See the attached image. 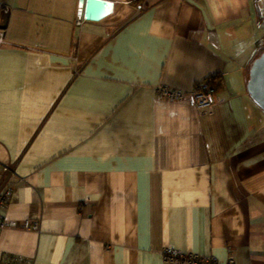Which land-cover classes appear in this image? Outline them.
<instances>
[{
    "label": "crops",
    "instance_id": "0c3cea01",
    "mask_svg": "<svg viewBox=\"0 0 264 264\" xmlns=\"http://www.w3.org/2000/svg\"><path fill=\"white\" fill-rule=\"evenodd\" d=\"M106 1L78 24L79 0H0L2 212L38 223L1 231L0 264H171L167 246L264 264V112L246 90L264 0ZM214 73L206 111L156 93Z\"/></svg>",
    "mask_w": 264,
    "mask_h": 264
},
{
    "label": "built area",
    "instance_id": "2783aa9c",
    "mask_svg": "<svg viewBox=\"0 0 264 264\" xmlns=\"http://www.w3.org/2000/svg\"><path fill=\"white\" fill-rule=\"evenodd\" d=\"M7 7L0 2V20H4L6 18ZM82 21V15L78 8V16L77 23L80 24ZM5 36L3 33V29L0 28V46L5 44ZM203 82L201 84H196V90H193L189 93H183L182 91L174 88H168L162 86V88H158L157 91L170 100L182 99L186 95L189 99V104L198 109H203L205 107L211 106L213 104L212 97L207 94L205 91H208V86ZM205 89V91L203 90ZM211 93V92H210ZM3 170V174L0 176V233L3 229H11V228H22V229H36L38 227V223L36 221H31L29 219L25 220H15L9 219L5 217L2 212L3 205L6 202L7 198L11 195V186L6 183L5 176L11 173L10 168L4 164L1 166ZM163 255L165 256V260L174 264H217V259L214 256H200L199 254L187 252L182 253L180 250L175 249L172 246H167L164 249ZM234 258L232 255L227 257V260L223 264H234Z\"/></svg>",
    "mask_w": 264,
    "mask_h": 264
},
{
    "label": "water",
    "instance_id": "95a60500",
    "mask_svg": "<svg viewBox=\"0 0 264 264\" xmlns=\"http://www.w3.org/2000/svg\"><path fill=\"white\" fill-rule=\"evenodd\" d=\"M79 2L80 4L84 2L82 16L89 21H99L108 14H102L101 9H97L101 3H110L112 6V3L106 0H79ZM246 90L254 104L264 112V52L257 55L249 65Z\"/></svg>",
    "mask_w": 264,
    "mask_h": 264
},
{
    "label": "rangeland",
    "instance_id": "374dc122",
    "mask_svg": "<svg viewBox=\"0 0 264 264\" xmlns=\"http://www.w3.org/2000/svg\"><path fill=\"white\" fill-rule=\"evenodd\" d=\"M2 3V2H1ZM5 40H6V38H5ZM6 43H7V41H5ZM259 46L261 47V46H263L262 44H259ZM203 82H205L206 83V86H208V91H205V89H203L207 94H209L211 97H212V99H213V104L211 105V106H208V107H205V108H203V109H198V108H196V107H194V106H191V104H189L190 102H189V99H188V96L186 95V98H185V96L182 98V99H175V100H171V101H177V100H186L187 102H188V104L191 106V107H193V108H195V109H197V110H203V111H206V109H211L216 103H217V101H218V97H217V90L215 89V88H213V87H210L209 86V83H208V81H207V79L205 80V78H202V80H197L196 82H195V85L193 86V88L192 89H190V90H180V91H182L183 93H189V92H191V91H193V90H196V88L197 87H195L196 86V84H201V83H203ZM162 86H165L164 84H159V86H157L156 87V93L158 94V95H161V96H163L162 94H160L158 91H157V89L159 88H162ZM205 86V87H206ZM165 87H167V86H165ZM169 88V87H168ZM174 89H177V88H174ZM179 90V89H178ZM211 92V93H210ZM163 97H165V96H163ZM166 98V97H165ZM166 99H168V98H166ZM168 100H170V99H168ZM0 166H2V165H0ZM8 166V165H7ZM4 172H3V170L1 169V174H3ZM163 258H164V260H165V256L163 255ZM166 261V260H165ZM169 262V261H168ZM171 263V262H170ZM171 264H174V263H171Z\"/></svg>",
    "mask_w": 264,
    "mask_h": 264
},
{
    "label": "trees",
    "instance_id": "16d2710c",
    "mask_svg": "<svg viewBox=\"0 0 264 264\" xmlns=\"http://www.w3.org/2000/svg\"><path fill=\"white\" fill-rule=\"evenodd\" d=\"M206 79L209 83V86L215 88L217 91L220 90L223 86V75L221 73H214L205 77V80Z\"/></svg>",
    "mask_w": 264,
    "mask_h": 264
},
{
    "label": "bare ground",
    "instance_id": "6f19581e",
    "mask_svg": "<svg viewBox=\"0 0 264 264\" xmlns=\"http://www.w3.org/2000/svg\"><path fill=\"white\" fill-rule=\"evenodd\" d=\"M101 6V7H100ZM100 6H97V9H101L102 11V14H105V13H109L111 10H112V6L110 3H101ZM82 4H80L79 6V11L81 12V15H82ZM83 16H82V20H83Z\"/></svg>",
    "mask_w": 264,
    "mask_h": 264
}]
</instances>
